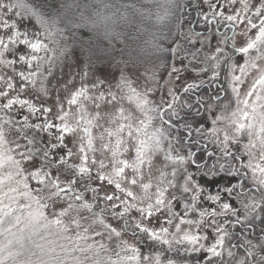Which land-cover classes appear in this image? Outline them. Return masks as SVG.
Wrapping results in <instances>:
<instances>
[{"label":"rangeland","instance_id":"obj_1","mask_svg":"<svg viewBox=\"0 0 264 264\" xmlns=\"http://www.w3.org/2000/svg\"><path fill=\"white\" fill-rule=\"evenodd\" d=\"M196 2V30L185 15L189 46L168 64L117 56L98 68L51 44L20 0H0V244L33 242L0 264H89L94 253L114 264H192L177 258L192 252L202 264L237 253L233 226L264 216V0ZM210 17L232 31H215ZM201 63L215 78L225 64L220 101L194 96L213 81ZM190 106L195 115L173 120ZM213 152L224 156L216 169L204 164ZM237 170L261 196L233 194L245 189ZM261 235L254 244L243 230L252 254L227 264H264Z\"/></svg>","mask_w":264,"mask_h":264},{"label":"trees","instance_id":"obj_2","mask_svg":"<svg viewBox=\"0 0 264 264\" xmlns=\"http://www.w3.org/2000/svg\"><path fill=\"white\" fill-rule=\"evenodd\" d=\"M20 2L22 11L29 10L37 18L43 34L51 44L63 50H73L82 59L98 68L114 65L117 56L127 63L138 65L168 64L178 48L182 53L189 46L185 37L187 33L184 32L187 24L185 15L190 12L195 17V13H198L196 7L192 6L193 0H20ZM196 19L195 27L198 23V14ZM116 39L121 41L118 49L115 46ZM224 73L223 66L221 74L217 76L219 81L223 76L226 77L227 74ZM204 91L205 89L202 93ZM217 105L215 106L220 109L221 106ZM260 110L264 112V101ZM198 153L203 155L204 151ZM220 159L221 157L214 153L208 155L204 164L207 162L206 165L216 169ZM247 182L248 178H243L242 185L246 188L251 187L252 185H248ZM249 191L258 196L262 195V190ZM249 191L240 193L235 190L233 194L242 196ZM245 224L241 225L243 227L236 224L233 229L241 233L246 230L247 238L256 244L262 238L264 216L251 218L249 223ZM0 239V243L6 242L7 239L2 228ZM239 239L242 247L236 248L237 253L234 252L227 257L211 256L202 264H227L230 259L238 256L239 251L245 255L251 253L250 246ZM32 243L28 238H24V242L7 246V249L0 244V256L5 252L10 256L15 251H21L17 260L22 259L26 253L33 251ZM142 243L151 248L159 247L151 243V240H144ZM177 258L193 259L192 264H196V255L193 252L179 253ZM88 260L89 264H114L112 260L103 256L100 258L95 253L89 256Z\"/></svg>","mask_w":264,"mask_h":264},{"label":"flooded vegetation","instance_id":"obj_3","mask_svg":"<svg viewBox=\"0 0 264 264\" xmlns=\"http://www.w3.org/2000/svg\"><path fill=\"white\" fill-rule=\"evenodd\" d=\"M196 14V17H197V12L195 13ZM196 22H197V19H195V22H194V24H196ZM208 23H209V25H210V19L208 20ZM215 26V25H214ZM227 61V60H226ZM223 66L224 67H226L225 66V64H223ZM213 72H212V70H211V72H210V74H209V76H211V79H213V83L211 84V85H209V84H204V85H200V86H198L197 87V89H194V88H192L193 90H194V96L196 97V99H197V95H198V93L201 95V92L205 89V91H206V94L208 95V96H210V97H213L214 99L213 100H217V96H215V94L216 93H218V94H223L224 95V91H225V88H224V83H221L220 81H219V79L216 77H214V73L212 74ZM220 82V83H219ZM191 94V93H190ZM189 94V95H190ZM222 95V96H223ZM216 98V99H215ZM196 102L197 103H195V104H199L200 106H201V103L199 102V101H197L196 100ZM181 112H180V114H179V116H177V117H174L173 116V120L176 122L177 121V119H180L181 118V116L182 117H189V116H191V115H194L195 114V111H192V108H191V106H190V108L189 109H186V108H182L181 110H180ZM174 128H176L180 133H182V132H186V130L185 129H181V128H178V127H175L174 126ZM189 137H190V134L188 133L187 134ZM192 138V137H191ZM193 141V140H192ZM202 148L200 149V150H204V147H205V145H203V146H201ZM205 151V150H204ZM237 235L238 236H236L235 238H234V240H235V242L236 241H238V242H240L239 240V238H240V234L237 232ZM232 246H234V245H232ZM240 246V245H239ZM239 246L237 247L236 246V248H239ZM242 247V246H241Z\"/></svg>","mask_w":264,"mask_h":264},{"label":"water","instance_id":"obj_4","mask_svg":"<svg viewBox=\"0 0 264 264\" xmlns=\"http://www.w3.org/2000/svg\"><path fill=\"white\" fill-rule=\"evenodd\" d=\"M227 26H230L231 27V29H233V26H231V25H227ZM193 27V26H192Z\"/></svg>","mask_w":264,"mask_h":264},{"label":"bare ground","instance_id":"obj_5","mask_svg":"<svg viewBox=\"0 0 264 264\" xmlns=\"http://www.w3.org/2000/svg\"><path fill=\"white\" fill-rule=\"evenodd\" d=\"M188 1V0H187Z\"/></svg>","mask_w":264,"mask_h":264}]
</instances>
